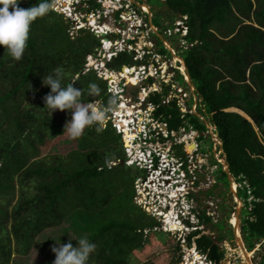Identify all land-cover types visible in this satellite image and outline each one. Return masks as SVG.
<instances>
[{
  "label": "trees",
  "instance_id": "obj_1",
  "mask_svg": "<svg viewBox=\"0 0 264 264\" xmlns=\"http://www.w3.org/2000/svg\"><path fill=\"white\" fill-rule=\"evenodd\" d=\"M38 2L21 0L19 7L28 9ZM137 3L143 4L141 0ZM86 6L87 14L100 9L96 0H88ZM164 6L172 21L188 19L186 41L193 47L181 59L196 91L197 112L216 128L236 183L246 187V208L241 216L246 248L249 253L257 247L264 249V0H165ZM154 20L153 26L161 28ZM70 29V23L51 10L32 24L19 61L0 45V264H13L14 256L29 257L37 238L65 223L94 234L91 242L96 249L87 264H135L133 253L144 249L148 241L143 234L154 227L134 201L118 199L124 211L119 208L115 212L119 215L111 217L109 209L116 193L121 194L118 178L124 179L123 170L129 169L111 166L126 159L123 142L111 125L106 129L95 124L87 127L77 148L68 154L41 157L47 143L67 135L65 126L51 120L44 108L43 98L50 92L43 85L45 75L61 68L67 73L63 84L74 80L73 86L84 90L82 101L93 103L108 97L105 83L94 73L82 75L86 57L100 49V40L85 33L89 31H80L71 40ZM161 48L169 55L163 45ZM119 58L110 64L112 68L123 64L124 57ZM179 80L184 84L178 76ZM92 82L101 89L99 97L87 96ZM152 101L160 105V96ZM156 118L169 132L208 134L206 123L191 114L181 115L174 103L159 106ZM213 165L219 166L215 161ZM219 167L218 181L230 187L222 165ZM247 187L254 198L251 204ZM239 198L243 200L240 193ZM133 207L141 211L140 224L134 219L138 212ZM202 220L212 222L207 217ZM198 245L210 252L215 264L224 262L225 252L210 238L203 237ZM260 264H264V256Z\"/></svg>",
  "mask_w": 264,
  "mask_h": 264
},
{
  "label": "built area",
  "instance_id": "obj_2",
  "mask_svg": "<svg viewBox=\"0 0 264 264\" xmlns=\"http://www.w3.org/2000/svg\"><path fill=\"white\" fill-rule=\"evenodd\" d=\"M63 1L66 4V9L60 8L63 10L61 15L70 20L79 15L75 9L86 6L88 2V0H82V3L78 4L80 0ZM109 2L113 4L112 1ZM98 5H100L98 11L89 14L86 12L84 13L85 20L88 24L94 21L96 14L99 20L108 17L105 13L106 6H103L105 4L101 2ZM123 10L125 9L123 8ZM52 11L55 12L54 10ZM110 11L116 17L115 7ZM124 14L125 11L123 14L119 15V20L116 21L119 22L120 19L123 20L122 16ZM72 23H75V21H72ZM144 26L147 27L145 24ZM90 27L91 26H89V28ZM77 28L79 27L77 26ZM97 28L101 29V26L98 25ZM87 29L88 27L81 28L78 31ZM140 29L141 27H132V30H136L137 33H141L139 32ZM108 34L110 37L119 36L109 32L105 33V37H107ZM94 35L103 43H100L102 46H100L96 54L86 57L82 75L94 73L97 79L105 83L106 95L110 98L111 102H114V110L107 112L101 128L106 129L108 125H111V130L120 137L123 142V151L126 154V159L125 161L113 163L111 166L117 167L123 164L129 168L138 169L145 174L144 177H139L135 182V192L137 191L136 200H138L135 205L140 209L142 208L144 212L146 211L145 213L151 218L159 219L164 233L169 234L172 238L177 240L181 247V254L179 255L180 264H215V262L210 259V252L207 251L208 253H205L199 248L198 241L201 240L202 236L205 234L199 237H193L191 244L187 240L188 234L197 229L191 228L187 224V214L189 215L190 213H187L185 210L188 208L186 202L190 199L194 202V195L198 193L197 191L201 190L200 177H202L207 170L205 161L208 159V154L203 152L202 145H164L171 140V138L174 139V134L177 132H169L167 125L160 122V117L158 119L156 118L159 106H169L172 103L175 104L181 115H193L191 109H189V107L186 109L185 107V102L190 94H186L180 89L178 79L176 80L177 84H179L178 87L175 83L176 81H171L173 73H175L177 77L181 76L184 82L187 81L185 74L181 72V68H184L185 71L184 63L181 61V63L174 64L172 60L169 66L168 63H162V65H160L159 60L161 62H163V60L160 59L159 56H161V54H159L155 57V62L148 65V58H145L144 55L143 59L142 57L141 59L133 57L134 63L132 60V65L123 66L121 71L108 69L105 63L97 61V55L101 50L105 53L107 52V63L111 64L113 58L116 59L117 55H113L110 52L113 47L109 49V51L105 50L104 43L112 45V42L107 38L106 40L98 38L99 35L97 30H95ZM165 35L169 38H175V36L179 38L180 46L178 51L171 50L173 52L172 54L179 59V55H182L179 52L183 53L193 47V45H189L186 41L189 35L187 17L179 18V21L175 22L171 28L166 30ZM123 45L126 46V43H123ZM128 45L133 44L128 43ZM125 53L126 52L123 51L119 54ZM131 53L133 54V52ZM147 55L151 54L147 53ZM124 70L126 73H123ZM156 82L158 85L159 83H162V85L157 88ZM131 89L135 90V94L130 93L129 90ZM170 94L175 95L171 96ZM156 95L160 96V105H155L152 101V98ZM95 103L98 108L105 107L101 101ZM197 104L198 103H196L194 107V116H197L195 113V109L197 111L198 107ZM129 113L132 114L131 117L128 116ZM125 130L127 131L126 133ZM215 132H217L216 128ZM192 146L194 150L190 151L189 148ZM178 149L182 151L179 152ZM213 150H215L214 158H216L213 159V161L218 164V162H220L219 159L223 158L224 162H226L223 147H221V145H213ZM213 161L211 163V168H218V166H213ZM217 173L218 169L214 171L213 175L217 176ZM155 180H157V182L153 183ZM159 192H166L167 194L162 196ZM153 195L154 198H152ZM144 200H149V202L159 200L161 208L158 210L155 209V211L151 213L148 209H145L144 206L146 205L144 204ZM157 203L159 204V202ZM180 204L183 205L182 209L185 211L180 210ZM172 212L174 214V223L179 227L177 232L171 230L166 222L167 216ZM159 214L162 216L160 217ZM199 217H201L200 213L197 212V217L193 216L191 218V223H199ZM200 230H203L205 233L203 225L200 227Z\"/></svg>",
  "mask_w": 264,
  "mask_h": 264
},
{
  "label": "rangeland",
  "instance_id": "obj_3",
  "mask_svg": "<svg viewBox=\"0 0 264 264\" xmlns=\"http://www.w3.org/2000/svg\"><path fill=\"white\" fill-rule=\"evenodd\" d=\"M109 1H115V4L117 5H119L120 2H121L120 4H123V6L125 5L124 7L125 14L122 16L123 20L120 19L119 22L116 21V17L110 11L111 9H114V6L113 4H110ZM137 1L139 0H96L97 4L101 2L105 4L103 6H106V8L105 7L104 8H105V13L108 15V17L106 19L101 18V20H99L96 14L94 21H91L90 24H88V22L85 20V14H84L85 13L84 11L88 7L84 6V7L76 8L75 11L77 12V14H79L77 15V17L73 18L72 20L63 17L65 21H68L70 23L71 29L69 31V36L71 40H75L78 38V36L80 35L79 34L80 31H78L79 29L87 28V27H88L87 30L89 32H85V33L93 32L92 34H95V30H97L98 35L100 34V31L105 33L110 32L112 34L119 35L118 37H110V35L108 34V36L105 37L104 40H106L107 38L109 41L112 42L113 48L110 52L113 55H117V58L116 59L113 58L112 62L117 59H120L119 57L121 56L124 57L123 64H118L116 67L112 68V66H110V64L107 63L108 62L107 52L105 53L101 50V52L97 55L98 62L105 63L108 69H113L115 71H119V70L121 71V68L123 66H131L132 60L134 63L133 57H136V59H141L142 57L143 59L144 55L145 58L146 57L148 58L147 60L148 65L154 63L155 57L158 56L159 54H161V56H159L160 59L163 60V62L159 60L160 65H162V63H168L169 66V63L171 64L172 60L174 64L181 63V59H179L178 57L175 56L172 59V57H170L171 55L169 56L167 54H163L161 48L163 45L165 50L168 52H169L168 49L170 50L179 49L180 46L179 38L176 36L175 38H169L165 35L166 30L171 28L175 22L179 21V17L178 18L176 17L174 21H172L171 19L172 14L169 11H167V8L164 6L165 0H160V3L162 5L159 3L158 0H149L148 2L149 10L147 9L148 12L144 10V8L146 9V7L143 6L146 5V0H141L143 2L142 7L139 8L135 6L136 9L139 10L141 13L140 15H138L135 9L132 8L133 2L138 4ZM52 4H53V10L55 11L54 13L57 12L58 15H61V13L63 12V10L60 8L66 9V4L63 0H52ZM153 20L154 23L156 24L158 22L161 28L153 27L152 26ZM72 21H75V23H72ZM146 22H147V27L144 26ZM98 25L101 26V29L97 28ZM77 26L79 28H77ZM89 26H91L92 28L91 27L89 28ZM134 26L137 28L141 27L142 32L137 33L136 30H132V27ZM103 28L106 29V31H103L102 30ZM159 36L161 37V39H159ZM131 41L133 45H128V43H131ZM123 43H126V46H124ZM123 51H125L126 53L119 54ZM96 52L94 54H96ZM131 52H133V54ZM147 53L151 55H147ZM179 53L182 54V52ZM181 72L185 74L184 68H181ZM167 73H168V67H167ZM177 79H178L177 75L173 73L171 81L175 82ZM175 83L177 87L180 84L179 85L180 89L183 90L186 94L187 93L190 94V96L185 102V107L186 109H188L190 102L192 101L190 109L192 114L194 115V107L196 106L195 105L196 102L194 101V98L192 96L191 89L189 88L188 85H186V88H184V84L180 80H179V84H177V81ZM161 85L162 83H159L158 85V83L156 82L157 88L158 86ZM129 91L130 93L135 94V90L131 89ZM170 95L174 96L175 94H170ZM101 102L106 107L110 102V98L107 97V100L103 98ZM195 113L197 116H199L196 109H195ZM128 116L131 117L132 114L129 113ZM49 118L65 126L66 123L71 120V112L69 110L61 111L57 109L55 112L52 113L51 117L49 116ZM203 122L206 123V125L210 126V128L212 127L208 120L204 119ZM99 126L102 127L103 124H99ZM212 128H213L212 130L215 131V128L214 127ZM126 132L127 131L125 130V133ZM174 137L175 138L173 140L175 144L202 145L203 152L205 154H208V159L207 161H205V164L207 165V170L205 174H203L202 177H200L201 190L197 191L198 193L194 195L193 197L194 202H192L191 199L189 200L190 202L189 209L194 212L198 211L200 213L201 216L199 217L200 222L197 224L203 225L205 229V236L210 238L212 241L216 242L222 239L221 240L222 242L221 241L218 242L219 243L218 245L220 246L221 250L225 252V260L222 264H247L246 261L241 258V250L239 249L238 243H236L235 241L234 232H233L234 228L231 225L233 218L235 216L237 218L238 212L240 216H242V213L246 208V203L244 201L246 200V196L244 194L245 192L244 189H246V187L237 184L235 181L234 183L235 185L232 184L233 187L231 191L230 187L218 181L220 174L218 176L213 175L215 170L218 169L219 172L220 165H222L224 172L226 169L224 166L225 162L223 158L219 159L220 162H218L219 164L218 168L215 167L211 168V163L213 159H216L214 158L215 150H213V145H219L217 143V140L214 139L212 135L210 136L206 134L200 136L198 133L195 132L187 133L184 130H182L179 133H175ZM202 137L205 139V141L200 143L199 139ZM210 137H212V139H210ZM80 138L81 136L79 138L74 139L67 134L65 137L61 139H58L52 143H47V146L41 150V157H45L48 155L63 156L65 154H68L77 148L78 141L80 140ZM164 145H173V142L169 140ZM189 150L193 151L194 147L193 146L190 147ZM123 172L124 173L122 176L124 177V179L121 180L119 176L117 182V190H119V185H120L119 192H121V194L117 195L116 193L115 202L113 201L112 208L110 207L109 209V212L113 214V216H111L113 218L119 215L115 213L116 210H118L119 208H121V210L124 211V207L120 205L118 199L122 202L127 201L128 203L130 202L133 203L134 201V203L136 204V201L138 200H136L137 191L135 194L136 187L134 188V185L139 177L145 176L143 172L135 168H129V169L124 168ZM234 187H236L237 189L236 191L237 195L239 196L240 193L243 196V200L236 199L237 195L235 196L233 194L235 192ZM247 189L249 190L248 195L251 196L250 188L247 187ZM152 198H154V195ZM253 200L254 198L251 196L250 199L247 201L248 204H251ZM157 202H159V204ZM144 204L146 205L144 206L145 209L146 210L148 209V211L151 213H153L155 209L158 210L161 208L159 200L150 201V202L149 200H144ZM249 207L250 209H248V211L250 212L252 211V206L250 205ZM133 210L138 212L137 216L134 217L133 215V217L137 222V224H140L139 217L140 215H142L140 214L141 211L134 207ZM141 210L143 211L142 208ZM203 217H207L211 219L212 222L204 223V221L202 220ZM112 220H108V222ZM148 221H150L149 223H152L154 227L152 229L147 228L145 233L143 234L145 242L148 241V243L147 244L145 243L143 245L144 246L143 250L133 253L134 263L135 264H180L179 255L181 254V247L179 246L177 240L175 238H172L169 234L164 233L162 224H160L161 222L159 219H155V218L153 219L150 217ZM240 221H241V217H240ZM220 224L222 225L221 228L217 226ZM85 227L86 226L84 225L83 228ZM241 227L242 224H239L238 230L240 232H241ZM172 229L174 230L175 227H173ZM93 235H94L93 233L78 230L77 228L73 227L70 223H65L63 226L57 229L48 230L45 233H43L39 238H37L36 245H34L31 255L29 257L14 256L13 264H53V261L55 260L56 256L55 253L52 251V248L53 246L58 247L59 245L57 243H65V244L68 243L70 240V236L74 239H78L81 236H87L88 239L92 241ZM236 236L238 237V239H240L237 230H236ZM71 243L73 244L74 247L77 246V241L72 240ZM250 254L252 256L253 264H260L264 256V249L262 248L260 249V247H257L255 251Z\"/></svg>",
  "mask_w": 264,
  "mask_h": 264
},
{
  "label": "clouds",
  "instance_id": "obj_4",
  "mask_svg": "<svg viewBox=\"0 0 264 264\" xmlns=\"http://www.w3.org/2000/svg\"><path fill=\"white\" fill-rule=\"evenodd\" d=\"M20 2L21 0H0V45H3L6 48V53L16 61H19L25 53L32 24L38 18L44 17L53 10L51 0H39L37 4L28 9L19 7ZM81 3L82 0L78 1V4ZM112 3L116 8V14L119 12L120 15L124 12L123 4L119 3V5H117L115 1H112ZM181 61L183 60L181 59ZM66 77L67 73L61 68H55L50 74L43 77V85L50 87V92L43 98L45 102L44 108L48 110V115L50 117L57 109L61 111L69 110L71 112V120L66 123L64 133L66 132L71 138L75 139L79 138L87 127L94 124H102L106 118L107 112L114 110V102L110 101L106 107L98 108L95 102L89 103V99L86 102L82 101L81 97L84 95V90L75 88L73 86L74 80L66 85L63 84ZM184 84V88H186L187 83L184 82ZM100 94V87L94 82L89 83L87 96L89 98L99 97ZM198 102L197 100L196 103ZM186 204L188 208L185 210L187 213H190L189 215L187 214L188 220L186 222L189 227L197 229L196 231L190 232L187 236V240L191 244L193 237H199L205 233L203 230H200L202 225L191 223V218L193 216L197 217L198 211L194 212L189 209V200ZM182 206L183 205L180 204V210L185 211L182 209ZM203 237L206 236L203 235L202 238ZM72 240L77 241V246H73L71 243ZM57 244L59 245L58 247L53 246L52 248L56 256L53 264H87L90 255L96 249L95 243L91 242L87 236H81L78 239H74L70 236L68 243ZM218 244L217 242V246Z\"/></svg>",
  "mask_w": 264,
  "mask_h": 264
},
{
  "label": "water",
  "instance_id": "obj_5",
  "mask_svg": "<svg viewBox=\"0 0 264 264\" xmlns=\"http://www.w3.org/2000/svg\"><path fill=\"white\" fill-rule=\"evenodd\" d=\"M133 5H135L136 7H142V5H139V4H136V3H134L133 2ZM147 8L149 9V7L147 6ZM151 15V14H150ZM99 38L100 39H105V34H100L99 35ZM159 39H161V37L159 36ZM168 49V48H167ZM169 50V53L171 54V57H175V55L174 54H172L173 52L170 50V49H168ZM168 52V51H167ZM182 63H183V61H182ZM185 74H186V78H187V81H186V83H187V85L189 86V88L191 89V91H192V96H193V98H194V101L195 102H197V100H198V98H197V95H196V91H195V88L193 87V85H192V82H191V79H190V76H189V73H188V70H187V68H186V66H185ZM198 119H200V120H202V121H204V119L202 118V117H200V116H196ZM207 128H208V135H212L213 136V138L214 139H216L217 140V143L219 144V145H221V147H223V143H222V141L220 140V138H219V136L216 134V132L214 131V130H212L213 128L211 127L210 128V126H208L207 125ZM211 131V132H210ZM217 131V130H216ZM227 160V159H226ZM224 166H225V173H226V175H227V177H228V181H229V184H230V188H231V191H232V184L233 183H235V178H234V176L232 175V173H231V169H230V166L227 164V161L225 162V164H224ZM233 193V192H232ZM235 196L237 195V193H233ZM236 199H238V200H240L239 198H238V196L236 197ZM240 214H239V212H238V214H237V219H238V221H239V224H241V221H240ZM234 231V237H235V241H236V243H238V245H239V249H241L242 250V252H243V254L245 255V257L247 258V260H246V262H247V264H253V262H252V260L250 259H248V257H249V255H251V254H249V252H248V250L246 249V246H245V243H244V241H243V239H242V234H241V232H240V239H238V237L236 236V229L234 228L233 229Z\"/></svg>",
  "mask_w": 264,
  "mask_h": 264
},
{
  "label": "bare ground",
  "instance_id": "obj_6",
  "mask_svg": "<svg viewBox=\"0 0 264 264\" xmlns=\"http://www.w3.org/2000/svg\"><path fill=\"white\" fill-rule=\"evenodd\" d=\"M61 3V2H60ZM63 3V2H62ZM144 7H146V6H144ZM143 7V8H144ZM148 8L146 7V9L144 8V10H146L147 12H148V10H147ZM105 28V27H104ZM102 29L103 31H106V29ZM108 29V28H107ZM110 30V29H109ZM103 32L102 31H100V34H102ZM99 34V35H100ZM103 34H105V32L103 33ZM124 36V35H123ZM105 44V43H104ZM112 46L113 45H105V50H108L109 48H112ZM123 73H126V71L124 70V72ZM154 182H157V180H155ZM153 182V183H154ZM233 185H235L234 183H233ZM233 185H232V187H233ZM234 190H235V192H234ZM234 190H233V192L234 193H237L236 191H237V189H236V187H234ZM157 191H160V190H157ZM162 196H164V195H166L167 193L166 192H161L160 193ZM172 198H174V197H172ZM150 206V205H149ZM159 216L161 217L162 215L161 214H159ZM166 222L168 223V225L170 226V228H171V230H173L172 228L173 227H175V229L173 230L174 232H175V230L176 231H178V226L174 223V214H173V212L171 213V214H169L168 216H167V219H166ZM232 225L234 226V228L237 230V233H239V237H240V231L238 230L239 229V221H238V219L236 218V216L233 218V220H232ZM241 250V249H240ZM241 258L243 259V260H247V258L245 257V255L243 254V252H242V250H241ZM248 259L250 260H252V256L251 255H249V257H248ZM247 263V262H246Z\"/></svg>",
  "mask_w": 264,
  "mask_h": 264
},
{
  "label": "flooded vegetation",
  "instance_id": "obj_7",
  "mask_svg": "<svg viewBox=\"0 0 264 264\" xmlns=\"http://www.w3.org/2000/svg\"><path fill=\"white\" fill-rule=\"evenodd\" d=\"M140 5V4H139ZM133 6H135V5H133ZM125 11V10H124ZM121 14H123V12L121 13ZM153 26V25H152ZM154 27V26H153ZM170 48V47H169ZM173 51V50H172ZM174 51H178V49H176V50H174ZM168 54L169 55H171L169 52H168ZM171 57V56H170ZM179 57H180V59H181V56L179 55ZM122 166H124V165H122ZM215 242V241H214ZM215 245H217V241L215 242Z\"/></svg>",
  "mask_w": 264,
  "mask_h": 264
}]
</instances>
